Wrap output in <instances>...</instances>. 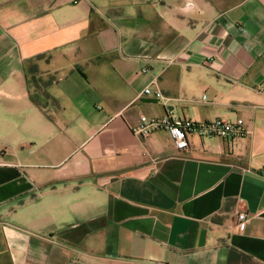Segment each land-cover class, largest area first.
<instances>
[{
	"label": "crops",
	"instance_id": "obj_1",
	"mask_svg": "<svg viewBox=\"0 0 264 264\" xmlns=\"http://www.w3.org/2000/svg\"><path fill=\"white\" fill-rule=\"evenodd\" d=\"M0 264H264V0H0Z\"/></svg>",
	"mask_w": 264,
	"mask_h": 264
},
{
	"label": "built area",
	"instance_id": "obj_2",
	"mask_svg": "<svg viewBox=\"0 0 264 264\" xmlns=\"http://www.w3.org/2000/svg\"><path fill=\"white\" fill-rule=\"evenodd\" d=\"M143 94L162 101L167 100L166 96L160 89H153L147 86ZM166 132L178 151L187 150L190 146L189 135L195 133L200 137L216 136L227 141H234L247 135L248 131L242 119L234 121L215 118L210 121L194 122L191 120L166 115L163 117H149L142 115L139 124L134 128V132L142 137L149 136L155 132ZM237 223L240 230H243L246 223L245 212L237 214Z\"/></svg>",
	"mask_w": 264,
	"mask_h": 264
},
{
	"label": "trees",
	"instance_id": "obj_3",
	"mask_svg": "<svg viewBox=\"0 0 264 264\" xmlns=\"http://www.w3.org/2000/svg\"><path fill=\"white\" fill-rule=\"evenodd\" d=\"M28 74H31V75L33 76V78H32V82H33V81L36 82V79L34 78V76H36L35 69L27 70V75H28ZM34 79H35V80H34ZM27 81L30 83V80H28V78H27ZM34 84H35V83H34ZM36 88H38V86H37ZM43 95H44V93H43ZM29 96H30L31 101H32L35 105L40 106V107H42V108H45V107H46L45 102L42 103V102L37 98V94H35L34 92H31V93L29 94ZM45 96H46V94H45ZM46 97H47V96H46Z\"/></svg>",
	"mask_w": 264,
	"mask_h": 264
},
{
	"label": "rangeland",
	"instance_id": "obj_4",
	"mask_svg": "<svg viewBox=\"0 0 264 264\" xmlns=\"http://www.w3.org/2000/svg\"><path fill=\"white\" fill-rule=\"evenodd\" d=\"M36 75H38V74H36Z\"/></svg>",
	"mask_w": 264,
	"mask_h": 264
}]
</instances>
